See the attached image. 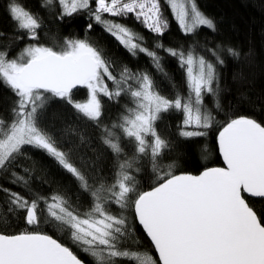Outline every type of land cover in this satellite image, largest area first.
Masks as SVG:
<instances>
[{"label":"snow or ice","instance_id":"obj_1","mask_svg":"<svg viewBox=\"0 0 264 264\" xmlns=\"http://www.w3.org/2000/svg\"><path fill=\"white\" fill-rule=\"evenodd\" d=\"M92 2L43 0L41 6H58L61 19L87 11L133 56L145 54L167 76L163 58L144 46L143 36L104 18L105 13L132 14L163 36L168 21L160 0H94V10ZM164 2L185 34L201 26L216 30L195 0ZM6 10L15 24V38L26 36L33 43L14 57L8 45L0 46V84L16 97L11 119L0 118V172L30 190L27 177L33 169L22 159H31L26 147L30 146L53 158L91 202L81 212L66 193L26 197L0 187L5 194L0 202L5 228L12 227L13 218L23 224L15 232L0 230V264H85L72 247L42 231V224L67 236L92 264H264V120L236 109L225 113L221 123L204 102L211 95L217 112L224 111L218 101L222 90L218 68L227 58L240 61L241 51L217 45L207 49L212 57L208 59L193 49L165 48L157 42L155 48L177 58L185 71L188 94L177 92L169 98L148 72L123 66L114 74L115 62L87 39L64 38L53 46L40 43L43 20L23 0H8ZM87 27L91 29L92 23ZM0 39H6L3 33ZM243 79L242 71L234 75V80ZM78 86L88 90L84 102L73 98ZM102 97L117 102L127 97L119 119L110 126L101 119ZM54 100L101 129V142L116 161L112 175H103L94 161L78 154L73 143L62 142L49 130L45 117ZM172 112L181 114L179 135L190 141L215 130L223 166L206 165L198 174H177L174 163H164L171 141L158 130L157 122ZM149 165L155 179L148 190H142L137 176ZM133 221L142 226L156 256L139 244Z\"/></svg>","mask_w":264,"mask_h":264},{"label":"trees","instance_id":"obj_2","mask_svg":"<svg viewBox=\"0 0 264 264\" xmlns=\"http://www.w3.org/2000/svg\"><path fill=\"white\" fill-rule=\"evenodd\" d=\"M160 2L162 12L168 21V28L163 36H157L156 33L148 30L132 14L127 17H111L105 13L104 18L123 24L143 36L144 46L158 51L163 58L161 63L167 76L157 71L145 54L140 53L133 56L105 30L103 25L97 24L87 11L61 19L58 6L42 7L43 0H23L26 7L39 13L43 20V27L39 31L40 43L53 46L61 44L64 38L87 39L101 49L107 58L115 62L114 74L118 75L123 66H127L134 72H148L161 93L169 98L177 92L185 96L188 94L185 71L181 68L177 58L170 56L163 49L155 48L157 42L162 43L165 48L193 49L197 54L205 55L208 59L212 57L207 49L215 48L217 45L234 47L243 54L241 60L235 61L227 58L226 64L218 68L222 89L218 101L224 111L217 112L216 98L211 95L205 96L204 102L209 109L213 110V114L221 123L224 121L225 113H231L236 109L239 110V114L252 115L258 120H264V0H195L199 10L214 21L216 30L201 26L193 34H185L180 29L169 6L164 0ZM7 3L8 0H0V33L6 37V39H0V46L8 45L11 49V56L14 57L33 41L26 36L19 40L15 38V24L6 10ZM91 7L95 9L94 0ZM89 23L93 25L91 29L87 27ZM249 54H251L250 60L247 59ZM241 71L244 79L234 80V75ZM106 82L109 88L114 87L111 81ZM73 98L80 102L85 101L87 89L83 87L74 90ZM15 100L16 97L11 90L0 84V118L11 119V108ZM102 102L104 112L101 119L104 125L110 126L119 119L128 101L127 97L121 98L118 102L102 97ZM181 121V114L172 112L163 114V119L157 122L158 130L171 141V148L167 150L164 163H174V171L177 174L181 172L198 174L206 165L223 166L215 142V130L210 131L207 137L195 138L193 142L179 135ZM45 123L58 139L65 143H73L80 156L94 161L96 168L102 170L103 175L110 176L114 173L116 161L101 142V129L91 121L79 118L71 106L58 100L51 101ZM26 147L27 156L31 159H22L27 166L33 169L27 177L30 190L25 189L21 184H13L11 175L3 172H0V187L19 192L26 197L33 193L44 196H50L53 192L66 193L70 201L79 204L81 212L86 211L91 198L78 190L75 180L62 170L53 158L41 150ZM15 171L24 174L20 168ZM137 178L140 180L142 190H148L155 179L150 171V165L148 170L139 173ZM4 198L5 194L0 192V202ZM113 210L115 211V208ZM4 221L5 217L0 212V230L15 232L18 230L17 225L20 228L23 227L20 220L13 218L9 220L12 227L6 229ZM133 223L139 244L143 249L151 250V254L156 256L142 227L135 221ZM41 230L72 247L73 251L85 261V264H92L90 257L72 245L67 236L58 232L54 227L42 224Z\"/></svg>","mask_w":264,"mask_h":264},{"label":"water","instance_id":"obj_3","mask_svg":"<svg viewBox=\"0 0 264 264\" xmlns=\"http://www.w3.org/2000/svg\"><path fill=\"white\" fill-rule=\"evenodd\" d=\"M80 88H83L82 86H78L76 89H80ZM76 89H74V90H76ZM73 90V91H74ZM218 149V148H217ZM221 160H222V158H221ZM138 223V222H137ZM142 227V226H141ZM148 239V238H147ZM150 242V241H149Z\"/></svg>","mask_w":264,"mask_h":264},{"label":"rangeland","instance_id":"obj_4","mask_svg":"<svg viewBox=\"0 0 264 264\" xmlns=\"http://www.w3.org/2000/svg\"><path fill=\"white\" fill-rule=\"evenodd\" d=\"M87 98H88V90H87ZM87 98H86V100H87ZM86 100H85V101H86ZM83 102H84V101H83Z\"/></svg>","mask_w":264,"mask_h":264}]
</instances>
